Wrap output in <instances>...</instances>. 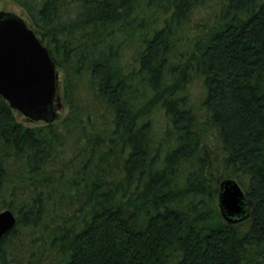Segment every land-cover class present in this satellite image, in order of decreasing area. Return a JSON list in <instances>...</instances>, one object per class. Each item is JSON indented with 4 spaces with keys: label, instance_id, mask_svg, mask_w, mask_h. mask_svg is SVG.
I'll list each match as a JSON object with an SVG mask.
<instances>
[{
    "label": "trees",
    "instance_id": "1",
    "mask_svg": "<svg viewBox=\"0 0 264 264\" xmlns=\"http://www.w3.org/2000/svg\"><path fill=\"white\" fill-rule=\"evenodd\" d=\"M11 1L63 74L67 114L27 125L0 95V205L17 216L0 264H264V0H218L192 48L178 30L211 0ZM226 178L246 194L236 223Z\"/></svg>",
    "mask_w": 264,
    "mask_h": 264
},
{
    "label": "water",
    "instance_id": "2",
    "mask_svg": "<svg viewBox=\"0 0 264 264\" xmlns=\"http://www.w3.org/2000/svg\"><path fill=\"white\" fill-rule=\"evenodd\" d=\"M58 81L57 64L34 29L23 16L0 10V95L25 117L51 123L58 116ZM218 206L229 223L249 215L243 187L233 178L220 182ZM16 224L11 209L0 211V239Z\"/></svg>",
    "mask_w": 264,
    "mask_h": 264
},
{
    "label": "rangeland",
    "instance_id": "3",
    "mask_svg": "<svg viewBox=\"0 0 264 264\" xmlns=\"http://www.w3.org/2000/svg\"><path fill=\"white\" fill-rule=\"evenodd\" d=\"M217 1L218 0H211L208 5L196 8L190 15L188 22H186L185 25L178 30V35L180 36L181 44L183 47L187 48L191 46L192 48L194 42L200 39L205 40L206 35L210 32L213 15L218 9L216 3ZM0 10L14 12L16 14L23 16L27 21V23L29 24V26L32 28V24L28 14L24 12L23 9L13 1L5 0L0 2ZM58 72H59V81H58L57 100L55 102V106L58 113L57 119L59 121L67 114V106L63 101V74L60 70H58ZM191 74L193 75V77L191 78L190 82L187 84L186 93L188 94L191 103L198 105L201 103L205 95L203 78L200 77L199 75H196L194 69L191 70ZM15 114L20 121H22L24 124L27 125H38L43 123V121H33L28 117H25L22 113H20L17 110H15ZM156 118L155 119L157 121H155V125L159 127L158 124L161 123V119L157 115ZM218 143L219 142L215 143V153L212 157L213 158L212 171L214 173V176L216 177H220L221 172L223 170L222 167L223 152H222V147ZM2 210L3 208L0 205V211Z\"/></svg>",
    "mask_w": 264,
    "mask_h": 264
}]
</instances>
